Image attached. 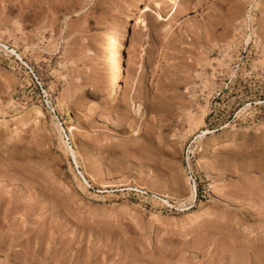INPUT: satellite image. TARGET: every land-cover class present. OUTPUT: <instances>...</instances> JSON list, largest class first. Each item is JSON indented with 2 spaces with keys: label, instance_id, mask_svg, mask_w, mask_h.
Here are the masks:
<instances>
[{
  "label": "rangeland",
  "instance_id": "374dc122",
  "mask_svg": "<svg viewBox=\"0 0 264 264\" xmlns=\"http://www.w3.org/2000/svg\"><path fill=\"white\" fill-rule=\"evenodd\" d=\"M129 1L0 0V264H264V0Z\"/></svg>",
  "mask_w": 264,
  "mask_h": 264
},
{
  "label": "bare ground",
  "instance_id": "6f19581e",
  "mask_svg": "<svg viewBox=\"0 0 264 264\" xmlns=\"http://www.w3.org/2000/svg\"><path fill=\"white\" fill-rule=\"evenodd\" d=\"M139 2H140V0H130L128 5H127V7H126V9H124L125 10L124 11V19L125 20H124V23H123V26H122V29H121V35H120V39H119V46H120L121 50L124 49V47H125L124 46V42L127 39L126 35L128 33V29H129L128 27H130L132 21L134 20L135 11L137 9V6L139 5ZM126 65H127L126 67H130L131 66L129 58L126 60ZM116 95H117V89H116V87L113 86L112 89H111L110 97H108V100L114 99ZM31 111H35V112H37V114H41L43 116V111L38 106H32ZM24 121H25V119H24ZM21 129H22V131H25L24 128H21ZM10 135H13V134H10ZM73 135H74V137H76L75 134H73ZM110 139L111 138H108V140H110ZM220 142L222 144H220ZM220 142H219V140L213 138L212 140H210L209 147H214L217 144H220V145L226 144V142H224V141H220ZM195 217H194V219H195ZM194 219H193V221H194ZM189 223H191V222H189Z\"/></svg>",
  "mask_w": 264,
  "mask_h": 264
}]
</instances>
